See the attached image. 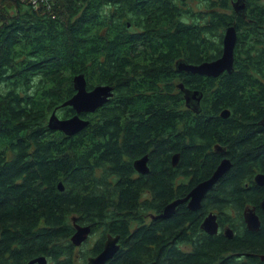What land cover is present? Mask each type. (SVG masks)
I'll list each match as a JSON object with an SVG mask.
<instances>
[{"label": "trees", "instance_id": "16d2710c", "mask_svg": "<svg viewBox=\"0 0 264 264\" xmlns=\"http://www.w3.org/2000/svg\"><path fill=\"white\" fill-rule=\"evenodd\" d=\"M201 1L197 10L188 0H51L38 7L0 0V264H30L42 254L50 264H88L106 237L80 252L76 223L122 234L107 264H264V224L250 230L242 213L257 205L264 221L261 189L246 186L264 160V0H246V16L235 0ZM231 24L239 31L233 73L178 72V58H220ZM80 72L92 87L113 85L114 95L95 114L84 113L91 123L69 136L48 119L56 109L67 118L76 113L63 103L77 92ZM177 76L204 93L195 114ZM217 143L233 167L200 211L184 202L149 222L151 210L186 197L189 180L212 176L224 155ZM147 152L157 162L149 198L131 176ZM213 208H224L221 220H231L234 237L201 227Z\"/></svg>", "mask_w": 264, "mask_h": 264}, {"label": "water", "instance_id": "95a60500", "mask_svg": "<svg viewBox=\"0 0 264 264\" xmlns=\"http://www.w3.org/2000/svg\"><path fill=\"white\" fill-rule=\"evenodd\" d=\"M235 10L242 15L246 16L247 13L245 12L246 9V0H235L234 1ZM131 25V24H130ZM239 31L238 27L234 24L229 25L226 28L225 34L223 35L224 38V48H222V55L220 58H215L207 61H201L192 64V62L188 61L186 58L181 57L178 58L176 65L177 69L182 72H192L205 74V76H219L221 73L225 71H229L233 73L235 70V60H236V50L237 43L239 40ZM73 82H75V86L77 92L73 94L69 100H66L63 103V106H72L76 113L72 116L63 117L58 112L54 110L51 114L50 118L48 119L49 125L51 128L57 130L61 129L69 136L72 134H76L79 131H82L86 128L90 123L91 120L87 117H84V113H90L97 111L101 105L104 103L106 104L111 97L114 95L113 90L114 86L111 84H99L94 87V89L88 88L87 82V75L84 72L77 73L74 76ZM179 86L181 89L185 90L187 103L194 108V110L200 111L201 110V100L204 96L203 91L199 89H189L186 88V84L184 82H180ZM231 109L225 108L221 114L225 117H229L231 115ZM264 124V118L261 122ZM218 151H223L224 147L220 144L218 145ZM173 165H177L180 162L181 154L180 152H176L173 154ZM148 160H150V156L148 153L136 159V167L145 171L146 173L149 171L148 168ZM232 159L230 157H225L222 163H219L217 169L214 171L212 176L207 177L205 180L199 182L193 189L190 190V193L187 197H179L176 198L175 201H171L167 203L162 211L161 214H158L154 217L160 216V218L167 217L169 215L175 214L178 206L180 203H187L188 205L194 210H200L203 206L202 201H204L205 196L211 190L215 184L223 177L226 173L230 171L232 168ZM257 180L262 185L264 184V175H257ZM59 187L64 190L66 185L63 181L59 182ZM262 208L264 210V200L262 201ZM246 217V221L248 223V228L250 230H260L262 225V219L260 215H258L256 207L247 208L246 212L244 213ZM206 218L203 221L202 228L207 230L208 232L212 233V235L219 232V216L216 212H210L205 216ZM76 221V217L73 218ZM77 230L74 232V236L72 237L73 243L75 245H81L86 242L87 239L90 237L91 231H93V226L91 224H80L76 223ZM226 236L234 237L235 230L232 227L226 228ZM121 239L122 234H110L108 233L106 242L103 245V249L98 254H93L88 256L89 264H107V262L112 258L114 255L118 253L121 246ZM261 257L264 261V253L261 254ZM30 264H50V261L46 254L38 255L36 258L29 260ZM150 264H158L157 261H152Z\"/></svg>", "mask_w": 264, "mask_h": 264}, {"label": "flooded vegetation", "instance_id": "af4514ba", "mask_svg": "<svg viewBox=\"0 0 264 264\" xmlns=\"http://www.w3.org/2000/svg\"><path fill=\"white\" fill-rule=\"evenodd\" d=\"M149 54H152L153 53V47L151 46V45H149ZM236 48V47H235ZM152 57H154V55L152 54ZM178 60V59H177ZM177 60H176V62H177ZM153 62V61H152ZM176 62H175V65H176ZM176 67H177V65H176ZM178 70V69H177ZM178 72H180L179 70H178ZM181 74L182 73H184V71H182V72H180ZM179 76H177V77H175V79H176V84L178 85V87H179V89L180 90H182L181 89V87L179 86V83L181 82H184V80H182L181 81V79H183V78H181L180 80H179ZM261 80L262 81H264V77L262 76L261 77ZM99 84H105V83H97L95 86H97V85H99ZM95 86H90L89 85V82H88V88L89 89H94V87ZM182 91H184V94H183V96L182 97H184L185 98V100H184V102L187 104V107H189L190 108V110H192V111H194V114L197 112V110H194V108L193 107H191L188 103H187V97H186V92H185V90L183 89ZM105 104V103H104ZM103 104V105H104ZM103 105H101L100 106V108L99 109H101V107L103 106ZM136 106H138V104H136ZM99 109L97 110V111H99ZM97 111H95V112H97ZM135 111H137V108L135 109ZM91 113V115H92V113L93 112H90ZM90 113H86V114H89L90 115ZM134 113H136V112H134V109H133V114ZM261 113H262V115H261V117H260V119H259V122H258V124L260 125V126H264V124H262L261 122H262V120H263V118H264V110L263 111H261ZM93 114H95V113H93ZM133 116V115H132ZM165 128V129H164ZM176 128V127H175ZM178 129H180L179 130V133H178V135H183V130L180 128V127H178ZM163 130H165V132L163 133L165 136H166V138H168V136H169V133H168V131H166L167 130V128H166V126L165 127H163ZM264 131H261V132H259V133H263ZM221 145V143H217L216 145H215V148H218V145ZM222 147H224V149H223V151H219V152H221V153H226V147L224 146V145H221ZM148 153V152H147ZM147 153H144L145 155L147 154ZM149 155V154H148ZM143 156V155H142ZM142 156H140V157H142ZM225 157H229L227 154H224V155H222V157H220L221 159H220V161H219V163H222V161L224 160V158ZM139 158V157H138ZM233 161V160H232ZM263 161L264 160H262V161H260V160H258V161H256V163H255V166L253 167V169H252V174H250V178H248L247 177V183H246V186H247V188L248 189H252L253 187H256V186H258L260 189H261V191H262V193H263V197H262V199L260 200V206H261V208H262V201L264 200V184L262 185L260 182H258V180H257V175L258 174H260V175H264V164H263ZM218 163V164H219ZM173 164H174V162H173ZM179 164V163H178ZM217 164V165H218ZM157 165V162H156V160H148V168H149V171L146 173L145 171H142L141 169H138L137 167H136V160L134 161V163L132 164V166H131V169H132V171H131V176H132V178H133V181H139V182H141V184H140V188H141V191L139 192V194H141L143 197H147V198H149V197H151V196H153L154 195V188L151 186V185H148V182H150V181H147V179H148V177H150V175H152V174H154V171H155V166ZM232 165H233V162H232ZM173 166H176V165H173ZM219 166V165H218ZM217 166V167H218ZM217 167H216V169H217ZM233 167V166H232ZM215 169V170H216ZM232 169V168H231ZM230 169V170H231ZM214 170V171H215ZM214 173V172H213ZM212 173V174H213ZM229 173V172H228ZM227 174V173H226ZM225 174V175H226ZM183 177H184V175L183 174H181V175H179V177H177V180H178V182L179 183H183L184 182V180H183ZM208 177H210V176H208ZM224 177V176H223ZM223 177H221V179L223 178ZM207 178V177H206ZM206 178H204L203 180H205ZM220 179V180H221ZM224 179V178H223ZM203 180H200L199 182H201V181H203ZM220 180L215 184V186L220 182ZM147 181V185H146V183L145 182ZM190 181V180H189ZM188 181V184L189 185H191V189H193L196 185H198L199 184V182L197 183H194V184H191V181L189 182ZM214 186V187H215ZM213 187V188H214ZM213 188L211 189V190H209V192H212V190H213ZM191 189H189L188 190V193H187V195L190 193V190ZM208 194V193H207ZM187 195H186V197H187ZM182 197H184V196H182ZM206 197V196H205ZM205 199V198H204ZM184 203V202H183ZM181 204V203H180ZM186 205H188V202L187 203H185ZM189 206V205H188ZM190 207V206H189ZM203 207V206H202ZM201 207V208H202ZM251 208V207H256V210H257V213L259 212L258 211V206L257 205H249V204H247L246 205V207L244 208V212H242L243 213V215H244V213L246 212V209L247 208ZM191 208V207H190ZM200 208V209H201ZM192 209V208H191ZM194 210V209H193ZM163 211V210H162ZM162 211L160 212V211H158V210H151L149 213H148V216H146V219H148V221L149 222H151L152 221V218H154V219H156L154 216H156V215H158V214H161L162 213ZM198 211H200V210H198ZM216 212L217 213V215L219 216V221H220V226H219V232H221V231H226V228L227 227H232V225H231V220H228L226 223H224L222 220H221V216H220V214L222 213V211H223V213L225 212V210H224V208H223V210H220V209H218V208H213V210H211L210 209V211L207 213V214H209L210 212ZM262 211H263V213H264V210H263V208H262ZM207 214H205V216L207 215ZM174 215V214H173ZM258 215H260L259 213H258ZM204 216V217H205ZM260 217H261V219H262V225L264 224V221H263V218H262V216L260 215ZM206 218V217H205ZM204 218V219H205ZM204 221V220H203ZM244 221H246V217H245V215H244ZM223 223L225 224V225H223ZM203 224V223H202ZM246 224L248 225V223H247V221H246ZM246 225V226H247ZM261 225V226H262ZM202 227V226H201ZM248 227V226H247ZM262 228V227H261ZM106 228H105V225H101L100 226V228L97 230H94V228H93V231H91V235H90V237L88 238V240H87V242L84 244V245H86L87 246V249L86 250H90V249H92V248H94L93 246L104 236V237H106L105 238V241H104V243L106 242V239H107V235H108V233H110V234H118V233H114V232H111V231H109V230H106ZM205 230V229H204ZM235 230V229H234ZM207 231V230H206ZM208 232V231H207ZM210 233V232H209ZM226 234V233H225ZM85 242V241H84ZM104 243H103V245H104ZM77 247H79L80 245H76ZM103 247V246H102ZM104 248V247H103ZM102 248V249H103ZM86 250H84V251H86ZM81 251H83V250H81ZM98 253V252H97ZM97 253H95V254H97ZM100 253V252H99ZM98 253V254H99ZM91 255H93V254H91ZM90 256V255H89ZM87 259H88V257H87ZM88 264H89V262H88Z\"/></svg>", "mask_w": 264, "mask_h": 264}, {"label": "rangeland", "instance_id": "374dc122", "mask_svg": "<svg viewBox=\"0 0 264 264\" xmlns=\"http://www.w3.org/2000/svg\"><path fill=\"white\" fill-rule=\"evenodd\" d=\"M189 2H188V5L187 6H191V7H194L195 9H197V10H199V9H201V8H203L204 7V5H203V2L201 1V0H188ZM88 240V239H87ZM87 242V241H86ZM86 242H84V244L86 243ZM84 244H81L79 247H77L78 249V251H80L81 252V250H86L87 249V246L86 245H84ZM87 251V250H86ZM85 251V252H86Z\"/></svg>", "mask_w": 264, "mask_h": 264}, {"label": "built area", "instance_id": "2783aa9c", "mask_svg": "<svg viewBox=\"0 0 264 264\" xmlns=\"http://www.w3.org/2000/svg\"><path fill=\"white\" fill-rule=\"evenodd\" d=\"M33 1H34L35 5L38 7L40 4L46 3V2H47V4H50L51 0H33Z\"/></svg>", "mask_w": 264, "mask_h": 264}]
</instances>
